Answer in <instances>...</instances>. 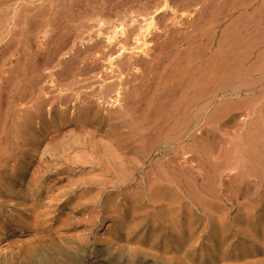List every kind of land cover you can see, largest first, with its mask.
<instances>
[{
  "label": "rangeland",
  "instance_id": "1",
  "mask_svg": "<svg viewBox=\"0 0 264 264\" xmlns=\"http://www.w3.org/2000/svg\"><path fill=\"white\" fill-rule=\"evenodd\" d=\"M104 1L0 0V264H264V0L232 23L209 7L197 52L229 76L186 101L171 67L145 77L149 47L210 26L202 0Z\"/></svg>",
  "mask_w": 264,
  "mask_h": 264
},
{
  "label": "bare ground",
  "instance_id": "2",
  "mask_svg": "<svg viewBox=\"0 0 264 264\" xmlns=\"http://www.w3.org/2000/svg\"><path fill=\"white\" fill-rule=\"evenodd\" d=\"M106 1V0H105ZM104 1V2H105ZM126 1V0H125ZM130 1V0H129ZM136 1V0H135ZM149 1V0H148ZM164 1V0H163ZM169 1V0H168ZM176 1V0H175ZM181 1V0H180ZM184 1V0H183ZM260 1L262 2V0H251L249 3H246V2H244L243 0H202V4L200 5V6H202L201 7V13L199 12V16H200V14L202 15V16H205L206 15V19H208V18H210L209 19V21L208 22H210L211 24H210V26L209 25H206V26H208L204 31H202V32H200V34L199 35H196V36H191V31L190 32H188V29H190V28H188L189 26H186L187 28H185V29H187V30H184V28H182L183 27V24L184 23H182L181 21L180 22H173L171 25H164V28H163V25H162V28H163V34H165V35H167L165 32H169L170 30H171V33H172V31H174L175 32V36H176V41L174 40L173 42L174 43H172L171 41L173 40V36H172V39H170V42L172 43H170V45L169 44H167L168 42H166V41H163L162 43H161V47H160V49L159 50H156V49H150V47H149V51H151V50H153L154 51V54H152V59H151V61L149 62L150 64H149V70H148V73H146L145 75V77L147 78V76H149V73H152V72H156L158 69H160V70H163L161 73H163L164 72V70H166V69H168L169 67H171V73H172V77H171V79H172V81L173 82H175L176 84H180L181 82L183 83V85H184V88H183V90L181 91V98H182V100L183 101H186L187 99H188V97H190L189 96V92L190 91H188V90H184L186 87V84H184V82L186 81V80H188V79H195V82L193 83L194 84V86H193V88H195V87H198V85H201V87L202 86H206V84L209 82L210 83V81H214L215 79H217L218 77H222V76H224V78H226L227 76H229L228 75V69H229V60H230V54L227 52H225V54L223 55V53L222 52H224V51H222V49H221V55H223L221 58H218V60L216 59V55H213L212 57H210L211 58V60L212 61H209V64H207V62L205 63V61H203L202 63H201V58H202V55H201V53H198L197 51H198V48H200V46L198 47V44H202V45H204L209 39H211V38H209L208 40H207V37H209V35L211 34V32H212V29H213V26H214V24H215V19H217V16H218V19L217 20H219L220 18H219V15H218V12L217 13H213V10H212V12H208V10H209V7H211V6H213V8L215 9L216 7H214V6H218L217 7V10L216 11H218L219 9L220 10H222L223 11V13H224V19L223 20H230V22L233 20V18L234 17H237V18H239V17H252L253 18V16H255L257 13H256V9L260 6H263V5H261V3H260ZM109 2V1H108ZM122 2V1H121ZM167 2V1H166ZM191 2H193V1H191ZM201 2V1H200ZM164 3V2H163ZM181 3V2H180ZM184 3V2H183ZM190 3V2H189ZM195 4H196V1L194 2ZM197 3H199V2H197ZM145 4V3H144ZM166 4V3H165ZM176 4H177V2H176ZM166 5H168V4H166ZM178 5H179V3H178ZM190 5H191V3H190ZM199 4H197V6H198ZM179 6H181V5H179ZM178 6V7H179ZM184 6H186V3H185V5ZM194 6V8H196V6L195 5H193ZM192 6V7H193ZM170 7V6H169ZM183 7V6H182ZM188 7H191V6H188ZM184 8H186V7H184ZM198 8V7H197ZM212 8V7H211ZM262 8V7H261ZM146 9V8H145ZM164 9H168L167 8V6H166V8H164ZM178 9V8H177ZM199 9H200V7H199ZM199 9H198V11H199ZM262 9H264V6H263V8ZM262 9L261 10H259V12L260 11H262ZM188 10H189V8H188ZM191 10V9H190ZM192 10H193V8H192ZM215 10H214V12H215ZM219 10V11H220ZM170 11H173V12H175V10H170ZM194 12H195V9L193 10ZM221 11V12H222ZM156 13H158L157 11H155ZM161 12H163L162 10L160 11V13H159V16H160V14H161ZM165 12V11H164ZM196 12H197V10H196ZM176 13V12H175ZM209 13V14H208ZM211 13V14H210ZM213 13V14H212ZM261 13H263V12H261ZM163 14V13H162ZM166 14H167V12H166ZM219 14H221V13H219ZM164 15H165V13H164ZM197 15V14H196ZM259 15H263V14H259ZM168 16H169V14H168ZM198 16V15H197ZM196 16V17H197ZM157 17H158V15H157ZM192 18H193V16H191ZM220 17H222L221 15H220ZM256 17H258L257 15H256ZM152 18V17H151ZM154 18H156V17H154ZM159 18V17H158ZM162 18V17H161ZM171 18V17H170ZM181 18V17H180ZM198 18V17H197ZM200 18V17H199ZM249 18V19H250ZM264 18V17H263ZM263 18H261L262 19V21H264V19ZM163 19V18H162ZM165 19V18H164ZM163 19V20H164ZM183 19V18H182ZM202 20H203V17L201 18ZM206 19H205V21H206ZM241 19V18H240ZM258 19V18H257ZM162 20V21H163ZM166 21H167V18L165 19ZM171 20V19H170ZM200 20V19H199ZM217 20H216V22H217ZM242 20H244V19H242ZM247 20V19H246ZM251 20V19H250ZM250 20H248V21H250ZM259 20V19H258ZM257 20V21H258ZM184 21V20H183ZM188 21H189V19H188ZM187 21V22H188ZM191 19H190V23H191ZM197 21V20H196ZM204 21V22H205ZM222 20H220V22L218 21L217 23H222L221 22ZM235 21H236V19H235ZM239 21V20H238ZM254 21V20H253ZM161 22V21H160ZM165 22V21H164ZM187 22H185V23H187ZM198 22H202L201 20L200 21H198ZM243 22V21H242ZM158 23V22H157ZM169 23V22H168ZM171 23V22H170ZM232 23V22H231ZM231 23H229V24H231ZM189 24V23H188ZM196 24V23H195ZM204 24V23H203ZM209 24V23H208ZM228 24V23H227ZM153 25H154V22H153V19L151 20V22L148 24V29H150V28H152L153 29ZM182 26V27H178V26ZM191 25V24H190ZM194 25V24H193ZM201 25V24H200ZM161 26V25H160ZM185 26V25H184ZM192 26V25H191ZM202 26V25H201ZM229 25H227V27H228ZM156 27H158V25L156 26H154V28L156 29ZM175 27V28H174ZM203 27V26H202ZM226 27V26H225ZM196 28V27H195ZM241 28H243V27H241ZM159 28H157L156 29V31H158L157 33L159 34V30H158ZM194 29V28H193ZM193 29H192V31H193ZM202 29V28H201ZM200 29V30H201ZM244 29V28H243ZM203 30V29H202ZM217 30V29H216ZM226 30V29H225ZM229 29H227V31H228ZM241 30V29H240ZM162 31H160V32H162ZM182 31H184V32H182ZM199 32V31H198ZM215 31L213 30V32L212 33H214ZM220 32H222V30H220ZM171 33L169 34V36L171 35ZM195 33H197L196 31H195ZM225 33H227V32H225ZM162 33L161 34H159V36H162V37H164L165 35H163ZM174 34V33H173ZM155 35V34H154ZM194 35V34H193ZM220 35V34H219ZM223 35H225V34H223ZM227 35V34H226ZM153 36V35H152ZM158 36V37H159ZM174 36V37H175ZM212 36V35H211ZM214 36H215V34H214ZM222 36V35H221ZM161 38V37H160ZM165 38H167V37H165ZM204 38H206L205 39V43L203 44V43H200L201 41H203L204 40ZM110 40H111V38H109ZM212 39H213V37H212ZM211 39V40H212ZM229 39V38H228ZM166 40V39H165ZM210 40V41H211ZM227 40V39H226ZM159 41V40H158ZM158 41H154V43L155 42H158ZM217 41V40H216ZM152 42V41H151ZM209 42V41H208ZM207 42V43H208ZM224 42H225V40H224ZM228 42L229 41H227V44H228ZM149 43V42H148ZM211 43V42H210ZM220 43V42H219ZM143 44V47L144 48H147L145 45H148L147 43H146V41L144 40V43H140V45H142ZM225 44H226V42H225ZM225 44H223V45H225ZM140 45H139V48H140ZM153 45H155V44H153ZM211 45L212 44H210V47H211ZM220 45V44H219ZM157 46V45H156ZM230 46V45H229ZM143 47H141V48H143ZM159 47H157V48H159ZM209 47V46H208ZM208 47H206L207 48V50H208ZM226 48L228 47V46H225ZM203 48V47H202ZM124 50L125 49V47H122L120 50ZM148 49V48H147ZM210 49V48H209ZM214 50L215 49H217V51H218V49L219 48H213ZM120 50H118V51H120ZM142 50V49H141ZM145 50V49H144ZM202 50V49H201ZM211 50V49H210ZM224 50V49H223ZM148 51V50H147ZM200 51V50H199ZM203 51V50H202ZM204 51H206V50H204ZM220 51V50H219ZM228 51V50H227ZM230 51V50H229ZM142 52L144 53V55H146V56H150V54H149V52H144L143 50H142ZM207 52V51H206ZM208 52H210L209 50H208ZM212 52H214V51H212ZM215 52H216V50H215ZM198 53V54H197ZM206 54V53H205ZM211 54H213V53H211ZM217 54V53H216ZM146 56H145V58H146ZM218 56V55H217ZM208 57V58H209ZM144 58V57H143ZM206 58V57H205ZM209 58V59H210ZM142 59V58H141ZM149 59V58H148ZM148 59H145V60H148ZM166 59V60H165ZM207 59V58H206ZM138 60V59H137ZM130 62V61H129ZM128 62V63H129ZM134 63H136V62H138V61H133ZM144 62V61H143ZM142 63V62H141ZM146 63V62H145ZM130 64H132V66L134 65L133 63H130ZM130 64H128V65H130ZM139 64H140V62H139ZM147 65H148V63H146ZM146 64H143V65H145L146 66ZM124 66H125V64H124ZM141 66H142V64H141ZM126 67H129V66H127L126 65ZM130 67H131V65H130ZM133 67H135V66H133ZM132 68V67H131ZM204 68V69H203ZM123 69V68H122ZM132 70H134V69H132ZM137 70H139V69H137ZM146 70V69H145ZM169 70V69H168ZM125 71H126V69H125ZM135 71V70H134ZM119 72H121V71H119ZM129 72H131L130 70H129ZM204 72V73H203ZM125 73V72H124ZM123 74V73H122ZM129 74V73H128ZM135 74V73H134ZM133 74V75H134ZM141 74H143V73H140V75ZM133 75H132V77H133ZM153 75H154V73H153ZM158 75V74H157ZM119 76L121 77V74L119 73ZM125 76V75H124ZM131 76V75H130ZM168 76H169V73H168ZM160 77V76H159ZM125 78V77H124ZM131 78V77H130ZM134 78V77H133ZM132 78V79H133ZM140 77L138 76V79H139ZM151 78V77H150ZM164 78H166V76L164 77ZM148 79V78H147ZM146 79V80H147ZM159 79V78H158ZM221 79V78H220ZM230 79V78H229ZM124 80V79H123ZM145 80V79H144ZM152 80V78L150 79V81ZM156 80V79H155ZM162 80V79H161ZM222 80H224V79H222ZM226 80H228V79H226ZM135 81V80H134ZM140 81V80H139ZM178 81V82H177ZM215 81H217V80H215ZM214 81V82H215ZM122 82V81H121ZM133 82V81H132ZM136 83L138 82V80L137 81H135ZM213 82V83H214ZM223 82V81H222ZM134 83V82H133ZM146 83V82H145ZM151 83V82H150ZM157 83V82H156ZM158 83H160V82H158ZM172 83V82H171ZM171 83H170V85H171ZM187 83H189V82H187ZM190 83H191V81H190ZM212 83V82H211ZM127 84V83H126ZM142 84H144L143 82H142ZM147 84H148V82H147ZM166 84H167V82H166ZM152 85V84H151ZM151 85H150V87H151ZM160 85V84H159ZM161 85H164L163 83L161 84ZM160 85V86H161ZM169 85V84H168ZM174 85V84H173ZM230 85V84H229ZM139 86V85H138ZM144 86V85H143ZM153 86H155V83H154V85ZM166 86V85H165ZM188 86V85H187ZM125 87H126V85H125ZM176 87V86H175ZM200 87V86H199ZM198 87V88H199ZM212 87H213V84H212ZM226 87H228L227 85H226ZM135 88V87H134ZM137 88V87H136ZM145 87H143V89H144ZM146 88H148V87H146ZM152 88V87H151ZM150 88V89H151ZM156 88V87H155ZM154 88V89H155ZM159 88H163V87H159ZM168 88V87H167ZM171 88V87H170ZM193 88H192V90H193ZM198 88H196V89H198ZM215 88V87H214ZM232 88V87H231ZM126 89V88H125ZM128 89H129V87H128ZM142 89V90H143ZM150 89H149V91H150ZM153 89V91H155ZM156 89H158V88H156ZM164 89V88H163ZM179 89V88H178ZM202 89V88H201ZM221 89H223V88H221ZM225 89V88H224ZM131 90V89H130ZM129 90V91H130ZM139 90H141V88L139 89ZM141 90V91H142ZM191 90V91H192ZM231 90V94H232V89H230ZM132 91H135V90H132ZM140 91V92H141ZM151 91H152V89H151ZM153 91H152V93H153ZM157 91H159V90H157ZM162 91V90H161ZM174 91V90H173ZM224 91V90H223ZM222 90H221V92H223ZM162 92H164V95H165V91L163 90ZM188 92V93H187ZM139 93V92H138ZM137 92H135V94H138ZM145 94H146V92H144ZM151 93V94H152ZM167 93V92H166ZM178 93V92H177ZM204 93V92H203ZM225 94V96H227L226 94V91L224 92ZM129 94V93H128ZM132 94V93H131ZM134 94V95H135ZM141 94H142V92H141ZM155 94H156V92H155ZM154 94V95H155ZM158 94V93H157ZM171 94V93H170ZM173 94V93H172ZM176 94V93H175ZM180 94V93H179ZM197 94H199V93H197ZM202 94V93H201ZM206 94V93H205ZM208 94V93H207ZM133 95V96H134ZM138 95H140V94H138ZM147 95H148V93H147ZM149 95H150V93H149ZM148 95V96H149ZM160 95V94H159ZM162 95V94H161ZM177 95V94H176ZM210 95V94H209ZM213 94H211L210 96H212ZM143 96H145V95H143ZM142 96V97H143ZM168 96V95H167ZM193 96V95H192ZM140 97V96H139ZM146 97V96H145ZM163 97V96H162ZM230 97V96H229ZM137 98V97H136ZM141 98V97H140ZM147 98V97H146ZM151 98V97H150ZM153 98H154V96L152 97V99L151 100H153ZM158 98H159V96H158ZM175 98H177V97H175ZM180 98V97H179ZM178 98V99H179ZM200 98V97H199ZM198 98V99H199ZM225 98V97H224ZM142 99V98H141ZM190 99V98H189ZM205 99V98H204ZM204 99H201V101L202 100H204ZM228 99V98H227ZM138 100V99H137ZM140 100V99H139ZM142 100H144V99H142ZM141 100V101H142ZM157 100V99H156ZM156 100H154V101H156ZM168 100V99H167ZM182 100H180V101H182ZM194 101H195V99H193ZM148 101V100H147ZM147 101L145 102V103H147ZM153 101V102H154ZM162 101V100H161ZM164 101V100H163ZM162 101V102H163ZM172 100H170V102H171ZM182 101V103L184 104L185 102H183ZM194 101H193V103H194ZM200 101V102H201ZM150 102H152V101H150ZM156 102H159V100L158 101H156ZM168 102V101H167ZM173 102V101H172ZM160 104H162L161 102H159ZM159 103H157V105L159 104ZM165 103H166V100H165ZM165 103H163V104H165ZM174 103V102H173ZM175 103H177V101L175 102ZM174 103V104H175ZM172 104V103H171ZM173 104V105H174ZM183 104H180V105H183ZM189 104H191V103H189ZM195 104H197V103H195ZM195 104H193L194 105V107H195ZM150 105V104H149ZM149 105H148V107H149ZM154 105H156V103L154 104ZM153 105V106H154ZM169 105V104H168ZM172 105V106H173ZM185 105V104H184ZM212 105V99H211V97H209V96H207L206 97V99L204 100V102H203V104L202 105H198L195 109H192L191 107H189V108H191L192 110H191V112H190V109L189 110H187V111H189V113H191V116L192 117H197L198 115H199V113H201V111L203 110V109H206L205 111L207 112V111H209L208 109H210L209 107H212L211 106ZM147 106V105H146ZM151 106V105H150ZM160 106V105H159ZM158 106V107H159ZM163 106V105H162ZM161 106V107H162ZM171 105H170V107H172ZM176 106V105H175ZM175 106H173V107H175ZM177 106H178V104H177ZM187 106H189V105H187ZM190 106H192V105H190ZM183 107V106H182ZM147 108V107H146ZM153 108V107H152ZM151 108V110H153ZM165 108V107H164ZM182 109V108H181ZM150 110V111H151ZM160 110V109H159ZM183 110V109H182ZM185 110V112H186V109H184ZM212 110H213V112H214V108H212ZM211 110V111H212ZM155 111V110H154ZM175 111H177L176 109H175ZM175 111H173V113L175 112ZM129 112V111H128ZM127 112V113H128ZM148 112V111H147ZM166 112V111H165ZM171 112V111H170ZM178 112V111H177ZM212 112V114H214ZM150 113V112H149ZM152 113V112H151ZM163 113V115L165 114L164 112H162ZM161 113V114H162ZM167 113V112H166ZM187 113V112H186ZM210 113V112H209ZM160 114V115H161ZM179 114V113H178ZM202 114H204L203 112H202ZM207 114H208V112H207ZM206 114V115H207ZM93 115V114H92ZM91 115V116H92ZM172 115V114H171ZM181 115V114H180ZM183 115V114H182ZM185 115V114H184ZM188 115V114H187ZM209 115H211V114H209ZM209 115H207V116H209ZM148 116V115H147ZM157 116V115H156ZM175 116H177V114L175 115ZM124 117H126V116H124ZM162 117V116H161ZM169 117V116H168ZM189 117V116H188ZM151 118V117H150ZM153 118V117H152ZM159 118V117H158ZM170 118V117H169ZM173 118V117H172ZM209 118V117H208ZM157 119V118H156ZM168 119V118H167ZM181 119H182V116H181ZM192 119V118H191ZM143 120V119H142ZM159 120H161L160 118H159ZM168 120H170V121H172V123H173V119L171 120V119H168ZM167 120V121H168ZM187 120H188V118H187ZM196 120H198V119H196ZM158 121V120H157ZM163 121H164V119H163ZM163 121H161V122H163ZM143 122V121H142ZM150 122H152V121H150ZM165 122V121H164ZM182 122H184V121H182ZM181 122V123H182ZM188 122L190 123L191 121H189L188 120ZM198 122V121H197ZM196 122V123H197ZM146 123V122H145ZM147 123H148V121H147ZM168 123V122H167ZM170 123V122H169ZM180 123V125H182ZM149 125V124H148ZM169 125H171V124H169ZM175 126H177L176 124H174ZM173 125V126H174ZM179 125V126H180ZM195 125V124H194ZM194 125H193V128H194ZM185 126V125H184ZM190 126H192V125H190ZM197 125H195V127H196ZM164 127H165V125H164ZM186 127L187 126H185V129H186ZM199 126H197V128H198ZM144 128V127H143ZM166 128V127H165ZM171 128V127H170ZM180 128H182V127H180ZM180 128H179V130H180ZM167 129V128H166ZM172 129H175V127L174 128H172ZM178 129V128H177ZM189 131V130H188ZM192 131H193V129H192ZM191 131V132H192ZM197 131V130H196ZM190 132V133H191ZM172 133V132H171ZM195 133V132H194ZM193 133V134H194ZM167 135V134H166ZM166 135H164V136H162L163 138L162 139H164V138H166L165 136ZM168 135H170V134H168ZM169 137V136H168ZM169 139V138H168ZM167 140V139H166ZM163 142H164V140H162ZM167 142V141H166ZM163 144V143H162ZM167 144V143H166ZM72 258V257H71ZM74 259V258H73ZM33 263V262H32ZM52 263V262H51ZM77 264H79V263H77ZM87 264V263H86Z\"/></svg>",
  "mask_w": 264,
  "mask_h": 264
}]
</instances>
